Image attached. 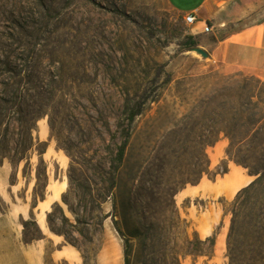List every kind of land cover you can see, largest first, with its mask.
Masks as SVG:
<instances>
[{
    "label": "rangeland",
    "instance_id": "obj_1",
    "mask_svg": "<svg viewBox=\"0 0 264 264\" xmlns=\"http://www.w3.org/2000/svg\"><path fill=\"white\" fill-rule=\"evenodd\" d=\"M189 37V27L167 0H0V142L11 156L26 138L22 123L37 117L35 146L26 158L15 157L14 165L0 160L11 172L7 187H0V217L9 216L6 234H0V264H20L17 240L43 247L44 264H76L51 260L61 245L76 250L80 264H97L109 229L121 245L123 264L125 240L130 264H160L159 255L145 253L142 245L161 240L158 225L164 227L170 216L172 203L164 199L170 190L181 219L171 238L177 234L180 253L193 249L186 241L198 236L202 217L217 221L212 237L222 239L218 260L213 262L215 249L212 256L210 245H202L205 256H184L182 264H229L227 240L237 195L213 192L184 200L181 192L197 185L205 162L202 144L216 139L218 90L251 75L203 67L206 58L184 47ZM138 103L143 114L131 128L120 165L126 117ZM219 142L206 149L211 167L203 177L212 182L228 166L223 148L230 141L222 136ZM42 150L50 182L46 202L54 188L63 192L41 211L34 208V190L37 174L46 171ZM111 175L117 187L106 200ZM38 190L45 192L44 183ZM14 203L26 204L31 215L14 220L19 211L9 210ZM38 222L44 238L26 244L25 234L39 235Z\"/></svg>",
    "mask_w": 264,
    "mask_h": 264
},
{
    "label": "trees",
    "instance_id": "obj_2",
    "mask_svg": "<svg viewBox=\"0 0 264 264\" xmlns=\"http://www.w3.org/2000/svg\"><path fill=\"white\" fill-rule=\"evenodd\" d=\"M196 44L190 38L184 43L187 51L196 48ZM264 82L256 77H246L242 84H236L228 88H221L216 95V109L214 124L216 126V139L214 142L206 141L202 144V155L205 158L202 164V176L198 183L203 178V175L208 173L211 163L206 155V149L209 146L217 144L222 136H225L230 141L229 148L227 149V157L230 161H235L237 164L242 165L245 169H249L251 176L257 177L250 185L243 188L236 196L232 208V223L228 234L227 240V257L229 264H264ZM22 113V108L19 107ZM143 114L142 104L138 103L133 106L126 117L127 127L124 129L123 142L117 152V160L121 165L124 161L129 141L132 137V126L136 119ZM37 117H32L30 122H24L23 129L26 138H21L17 143V148L14 151V156L9 153V147L6 143L0 142V160L8 159L14 165L15 157L22 162L27 154L34 148L33 131L36 127L35 121ZM22 122V120H21ZM201 137H205L203 135ZM46 150L39 151L40 163L45 166L43 156ZM44 175L37 174V183L34 190L35 206L39 201H45L46 189L49 185V175L47 166ZM229 171L228 166L220 174H216L214 179L219 175L224 176ZM44 181H43V179ZM44 183L45 192H39L40 186ZM117 187V179L111 175L110 186L106 193V200L111 198L114 190ZM176 195L168 191L164 199L170 201L172 205L168 209L170 216L158 226L160 228L161 240L158 243L148 245L144 243L143 250L145 253H156L160 257V264H182V257L184 256H205V252L200 250L202 245H210L212 248V256L216 245V238L210 237L206 240H201L196 236L194 241L189 239L186 241L187 245L193 247L192 250L187 252L178 250V243L175 240L177 234L174 233V239L171 238L172 232L179 228L181 223L180 215L175 206L174 198ZM116 210V204H113ZM109 217V215H108ZM107 217V218H108ZM31 221L36 223L35 218L32 216ZM29 222H23L25 226ZM113 224L117 232L121 235L118 228L117 221L113 220ZM53 232L61 233L58 229L52 228ZM38 236L29 238L25 234L24 242L31 244L34 240H42L43 233L38 229ZM68 240V239H67ZM68 242L79 250V246L74 242ZM126 255L125 264H130L129 249L130 243L125 240ZM195 249V250H194ZM150 260L145 261L143 264H152Z\"/></svg>",
    "mask_w": 264,
    "mask_h": 264
},
{
    "label": "crops",
    "instance_id": "obj_3",
    "mask_svg": "<svg viewBox=\"0 0 264 264\" xmlns=\"http://www.w3.org/2000/svg\"><path fill=\"white\" fill-rule=\"evenodd\" d=\"M170 6L184 19L188 14L196 16V23L189 27V38L197 48H201L208 54L203 61V67L212 66L223 72H243L264 82V0H167ZM205 24L213 27V33L205 35L202 33ZM214 38L211 42L209 39ZM209 61L210 63H206ZM222 142V141H221ZM220 143V142H219ZM226 146L223 148L226 153ZM225 160L222 158L221 161ZM228 173L212 182L202 178L199 184L185 188L184 200H190L206 196L233 198L238 191L226 189V184L234 176H238L246 183L245 187L253 182L254 176L249 175L247 169L233 165L227 160ZM11 178V172L5 163H0V187H7ZM50 183V182H49ZM49 186V185H48ZM244 188V187H243ZM62 189H53V197L49 202L42 201L37 204L36 209H46L54 200H58ZM13 194V191L11 192ZM14 220L30 216L32 211L26 204L21 207L14 203L9 209L14 212ZM42 213V212H41ZM0 234H6L8 226V215L0 217ZM40 229L45 232L44 227L38 222ZM217 221L212 218L202 217L196 225L195 232L202 240L214 235ZM107 244L98 255L97 264H123L121 245L114 233L109 229ZM45 234V233H44ZM52 239V238H51ZM21 249L20 264H44V251L32 245H24L19 240L17 244ZM222 252V239L217 236L215 245V256L213 262L218 260V251ZM51 260L73 261L80 264L83 261L81 255L72 248L61 245L60 249L51 253Z\"/></svg>",
    "mask_w": 264,
    "mask_h": 264
},
{
    "label": "bare ground",
    "instance_id": "obj_4",
    "mask_svg": "<svg viewBox=\"0 0 264 264\" xmlns=\"http://www.w3.org/2000/svg\"><path fill=\"white\" fill-rule=\"evenodd\" d=\"M192 53L197 55V56L199 55L197 52H192ZM245 185H246V183L241 181V179L238 176H234V178L231 181H229L225 187L227 190H230V191H237L240 189L238 191V193H239L243 189V187L245 188Z\"/></svg>",
    "mask_w": 264,
    "mask_h": 264
},
{
    "label": "built area",
    "instance_id": "obj_5",
    "mask_svg": "<svg viewBox=\"0 0 264 264\" xmlns=\"http://www.w3.org/2000/svg\"><path fill=\"white\" fill-rule=\"evenodd\" d=\"M196 16L194 14H188L184 17V23L187 27L192 26L196 23ZM205 35H210L213 33V27H211L209 24H205L204 29L202 31ZM190 34V33H189ZM192 34V33H191ZM190 34V35H191Z\"/></svg>",
    "mask_w": 264,
    "mask_h": 264
},
{
    "label": "water",
    "instance_id": "obj_6",
    "mask_svg": "<svg viewBox=\"0 0 264 264\" xmlns=\"http://www.w3.org/2000/svg\"><path fill=\"white\" fill-rule=\"evenodd\" d=\"M191 51L197 52L203 58H208V54L204 50H202L201 48H193Z\"/></svg>",
    "mask_w": 264,
    "mask_h": 264
}]
</instances>
